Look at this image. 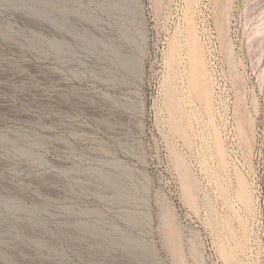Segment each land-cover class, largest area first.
Here are the masks:
<instances>
[{
    "label": "rangeland",
    "instance_id": "1",
    "mask_svg": "<svg viewBox=\"0 0 264 264\" xmlns=\"http://www.w3.org/2000/svg\"><path fill=\"white\" fill-rule=\"evenodd\" d=\"M0 264H264V0H0Z\"/></svg>",
    "mask_w": 264,
    "mask_h": 264
},
{
    "label": "bare ground",
    "instance_id": "2",
    "mask_svg": "<svg viewBox=\"0 0 264 264\" xmlns=\"http://www.w3.org/2000/svg\"><path fill=\"white\" fill-rule=\"evenodd\" d=\"M193 36V35H192ZM192 36H191V38H192ZM190 41H192V45H193V49H192V55L194 54V59H195V61L194 62H196V59L197 58H200V56H199V53H198V49H197V46H196V42H195V39L194 38H192V39H190ZM197 69H199V68H197ZM199 71V70H198ZM193 77V76H192ZM196 83V87L197 88H202V82L200 81V79H199V72L195 75V81H193V83ZM204 87V86H203ZM203 89V88H202Z\"/></svg>",
    "mask_w": 264,
    "mask_h": 264
}]
</instances>
